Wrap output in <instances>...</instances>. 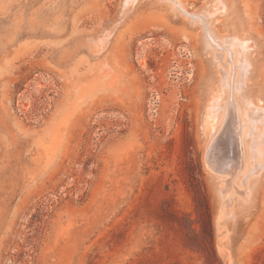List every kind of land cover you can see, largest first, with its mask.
<instances>
[{"label": "rangeland", "instance_id": "rangeland-1", "mask_svg": "<svg viewBox=\"0 0 264 264\" xmlns=\"http://www.w3.org/2000/svg\"><path fill=\"white\" fill-rule=\"evenodd\" d=\"M0 264H264V0H0Z\"/></svg>", "mask_w": 264, "mask_h": 264}, {"label": "bare ground", "instance_id": "bare-ground-1", "mask_svg": "<svg viewBox=\"0 0 264 264\" xmlns=\"http://www.w3.org/2000/svg\"><path fill=\"white\" fill-rule=\"evenodd\" d=\"M229 114L230 115H232L230 112H229ZM227 115V114H226ZM228 116V115H227ZM226 116V117H227ZM232 117H233V115H232ZM231 118V117H230ZM226 121V120H225ZM234 122V121H233ZM232 122V123H233ZM228 123V122H227ZM228 125V124H227ZM229 126V125H228ZM226 128V127H225ZM231 131V130H230ZM220 132V131H219ZM231 134V133H230ZM225 135V134H224ZM227 137V136H226ZM228 142H230V144H231V142H232V137H231V135L229 136L228 135ZM215 139V138H214ZM216 140V139H215ZM226 141V140H225ZM227 142V141H226ZM223 144H224V142H223ZM229 144V145H230ZM232 144H233V142H232ZM231 144V147L233 146ZM224 148V147H223ZM209 152V151H208ZM220 152V153H219ZM223 154H225V149H222V147H221V149L219 150L218 148H216L215 149V152H214V155L212 156V157H214L213 159H214V162H213V164H211L210 166H212L211 167V170L213 169V170H221L222 171V169L223 168H225L226 167V165L225 166H222L221 164V162L219 161V159H218V156H222ZM230 155V154H229ZM232 156V155H231ZM208 157V156H207ZM209 158V157H208ZM232 158V157H231ZM223 159V158H222ZM227 160V159H226ZM221 161H223V160H221ZM231 161V160H230ZM209 162V161H208ZM230 163V162H229ZM209 165V164H208ZM224 165V164H223ZM227 165H228V162H227ZM209 167V166H208ZM228 167H230V166H228ZM226 169V168H225ZM224 170V169H223ZM228 171H229V169H228ZM223 172V171H222Z\"/></svg>", "mask_w": 264, "mask_h": 264}]
</instances>
